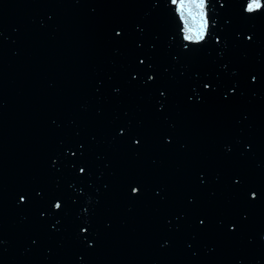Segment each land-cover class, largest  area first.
<instances>
[{
    "label": "water",
    "instance_id": "water-1",
    "mask_svg": "<svg viewBox=\"0 0 264 264\" xmlns=\"http://www.w3.org/2000/svg\"><path fill=\"white\" fill-rule=\"evenodd\" d=\"M0 163L30 264H264V0H0Z\"/></svg>",
    "mask_w": 264,
    "mask_h": 264
},
{
    "label": "snow or ice",
    "instance_id": "snow-or-ice-1",
    "mask_svg": "<svg viewBox=\"0 0 264 264\" xmlns=\"http://www.w3.org/2000/svg\"><path fill=\"white\" fill-rule=\"evenodd\" d=\"M203 3L201 2L200 4H198L197 5V7H199V8H203ZM185 7V5L184 4H181V8L183 9ZM255 7H259V4H256L255 5ZM190 15H191V13H189ZM203 15V13H201V16ZM207 28V21H204L202 24H201V27H200V29H199V31H197L196 33H195V35H192V34H190V35H187L186 36V39L187 40H201V39H203L204 38V32H205V29ZM188 31L191 33V32H193L194 31V29H188Z\"/></svg>",
    "mask_w": 264,
    "mask_h": 264
}]
</instances>
